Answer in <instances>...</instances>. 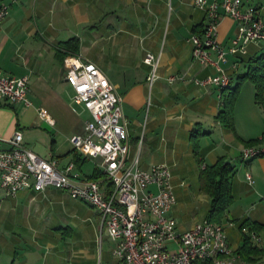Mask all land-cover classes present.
<instances>
[{
	"label": "crops",
	"instance_id": "0c3cea01",
	"mask_svg": "<svg viewBox=\"0 0 264 264\" xmlns=\"http://www.w3.org/2000/svg\"><path fill=\"white\" fill-rule=\"evenodd\" d=\"M194 1L0 0V7L9 6L0 31V70L18 78L30 77L31 102L30 106L0 104V151L9 149L10 138L20 131L25 147L47 161H56L60 170L74 164L84 180L102 173V159L83 156L71 142L73 136L86 135V125L92 120L91 113L75 102L58 54L61 43L77 38L79 51L69 55L95 63L122 97L130 161L138 160L144 170L161 164L170 167L177 196L171 215L180 230L196 224L188 226L185 221L199 203L209 205V213L211 199L200 190V171L220 157L234 167V203L225 227L230 225L228 238L238 253L243 244L240 224L248 219L264 224V163L255 159L247 163L241 157L247 142L259 139L263 132L250 123L245 131L239 121L235 130L227 128L218 121L222 90L195 85V79L215 75L216 70L192 58L189 39L201 33L206 23L205 11ZM244 3L245 8L255 7L264 21V0ZM238 27L234 19H223L218 26L219 44L228 48ZM263 51L264 43H250L246 55L227 56L222 67L231 77L230 87L246 72L248 61ZM147 53L161 54L159 78L152 86L147 81L150 67L144 63ZM173 75L184 81L170 83ZM40 108L54 119V126L40 118ZM195 132L200 133L198 156L192 141ZM247 173L255 176L256 187L255 181L249 183ZM197 180V190L191 191ZM115 247L99 212L67 192L27 189L11 196L0 188V264H123L114 255ZM243 260L264 264V255L256 262Z\"/></svg>",
	"mask_w": 264,
	"mask_h": 264
},
{
	"label": "built area",
	"instance_id": "2783aa9c",
	"mask_svg": "<svg viewBox=\"0 0 264 264\" xmlns=\"http://www.w3.org/2000/svg\"><path fill=\"white\" fill-rule=\"evenodd\" d=\"M206 13L201 33L189 39L195 63L210 65L216 74L195 79V85L231 86V77L223 69L228 55H246L250 43H264V21L255 7L244 0L208 3L195 0ZM9 14V6L0 7V31ZM230 17L238 22V32L228 48L218 42V26ZM216 58H213V55ZM144 63L150 67L147 81L152 86L159 78L161 54L147 53ZM65 80L74 90V100L92 116L86 135L71 138L74 149L83 156L102 161L103 181L84 180L74 164L60 170L56 161H47L23 145V135L16 131L10 148L0 151V188L15 196L23 190L37 192L55 188L73 199L95 208L116 244L114 255L123 264H247L230 244L225 225L206 219L187 230H180L171 215L177 203L174 176L165 164L144 170L138 160L130 161L129 132L124 120L122 97L105 73L93 62L78 55L64 61ZM170 83L184 81L173 75ZM30 77H14L0 70V104L30 106ZM40 118L50 126L54 119L42 108ZM264 154V146L246 147L242 160L249 162ZM250 184L254 180L247 173ZM251 241L261 243L256 232L244 229Z\"/></svg>",
	"mask_w": 264,
	"mask_h": 264
},
{
	"label": "trees",
	"instance_id": "16d2710c",
	"mask_svg": "<svg viewBox=\"0 0 264 264\" xmlns=\"http://www.w3.org/2000/svg\"><path fill=\"white\" fill-rule=\"evenodd\" d=\"M60 47L61 49L58 51V54L62 59V62H64L69 54L78 53L79 40L73 38L67 42L61 43ZM246 81H250L255 86V102L264 111V52L248 61L246 72L237 78V84L235 87H229L228 89L222 90L223 109L218 115V121L232 130H235L234 105L238 98L241 86ZM199 135V132H195L192 135L196 156L199 155ZM257 144L264 145V136L259 139L248 141L247 147L255 146ZM261 156L264 157V154ZM199 163L200 166H202L201 161ZM234 170V167L225 157H220L215 164L207 165L200 171V190L211 199V205L207 217L211 222L224 225L225 220H227V212L234 203L232 187ZM102 178H104L103 173H96L90 180L98 181ZM239 229L243 235V244L238 253L243 259L256 262L257 258L264 255V249L254 246L251 239L243 233V230L249 229L251 232L261 233L264 231V224L248 219L240 224Z\"/></svg>",
	"mask_w": 264,
	"mask_h": 264
},
{
	"label": "rangeland",
	"instance_id": "374dc122",
	"mask_svg": "<svg viewBox=\"0 0 264 264\" xmlns=\"http://www.w3.org/2000/svg\"><path fill=\"white\" fill-rule=\"evenodd\" d=\"M264 52V51H263ZM237 84V83H236ZM235 84V86H236ZM253 84L250 81H246L240 89L238 98L236 100V103L234 105V123L236 128V121L239 123L243 122L244 130L246 131V126L250 124H256L259 125V131L263 132L261 133V137L264 136V111L255 103V92L252 91ZM234 86V87H235ZM252 87V88H249ZM248 89H251V92L248 93ZM255 89V88H254ZM238 105V106H237ZM248 123V124H247ZM260 137V138H261ZM256 147H261L264 145H255ZM255 160L262 161L264 163V157H257ZM248 163V162H247ZM255 181V185L253 187L257 186V180L254 175H252ZM198 180L195 182V185L191 188V191L197 190ZM208 206H205L204 204L199 203L197 205V211L194 214H191L188 219L185 221L187 222L188 226H192L195 223L202 222L205 220V217L208 213L207 209ZM185 219H180L181 222H183ZM179 221V220H178ZM179 221V222H180ZM225 225V224H224ZM226 228L230 229V225L226 224ZM227 231V230H226ZM262 237V243L258 244L260 247L264 249V231L261 232Z\"/></svg>",
	"mask_w": 264,
	"mask_h": 264
}]
</instances>
